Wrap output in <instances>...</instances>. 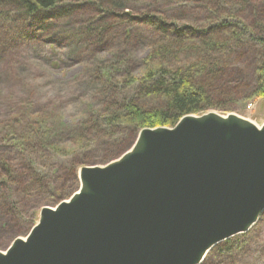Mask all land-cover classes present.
Segmentation results:
<instances>
[{
	"label": "rangeland",
	"instance_id": "374dc122",
	"mask_svg": "<svg viewBox=\"0 0 264 264\" xmlns=\"http://www.w3.org/2000/svg\"><path fill=\"white\" fill-rule=\"evenodd\" d=\"M10 1L0 0V250L27 235L41 207H54L79 189L80 167L104 165L133 145L122 147L124 136L93 125L121 94L146 111L165 107L162 96H144L140 82L132 81L155 65L188 70L206 91L213 106L197 115L236 113L264 123V94L256 93L264 49L253 40L264 35V0H126L137 18L163 15L193 29H227L202 39L162 35L127 16L113 26L92 3L66 20L47 14L38 15L40 22L25 20ZM91 19H100L94 28L103 32L96 44ZM22 137H28L23 145ZM32 153L49 193L29 179ZM203 264H264V214L248 232L214 247Z\"/></svg>",
	"mask_w": 264,
	"mask_h": 264
},
{
	"label": "water",
	"instance_id": "95a60500",
	"mask_svg": "<svg viewBox=\"0 0 264 264\" xmlns=\"http://www.w3.org/2000/svg\"><path fill=\"white\" fill-rule=\"evenodd\" d=\"M78 177L0 264H202L264 214V123L187 114L141 129L118 159Z\"/></svg>",
	"mask_w": 264,
	"mask_h": 264
},
{
	"label": "trees",
	"instance_id": "16d2710c",
	"mask_svg": "<svg viewBox=\"0 0 264 264\" xmlns=\"http://www.w3.org/2000/svg\"><path fill=\"white\" fill-rule=\"evenodd\" d=\"M90 3L94 4L95 13L111 20L113 26L118 17L127 16L130 23L137 24L145 22L146 24L154 26L156 31L161 32L162 35L171 32V35L177 38L191 37L202 39L204 36L209 37L211 34L222 32L224 34L227 31L225 27H210L207 31H204L205 29H193L187 25L183 26L177 23H169L163 15H159L156 19L153 14L148 15L146 18H137L132 16V11L129 9L131 6L130 2L126 0H11L9 4H12L14 9L16 8L18 10L19 15L22 17L25 16V20L35 17L36 21L40 22L41 17L38 15L45 16L46 14L54 19L66 20L72 16L79 5L88 6ZM127 9L128 11L125 12ZM89 21L92 22V28L89 29V36L93 40L92 43L96 44L103 38L102 30L99 27L94 28L100 22V19H91ZM253 40L264 49V35L258 38L253 37ZM215 46L219 47L220 44L215 42ZM256 70V79L258 82V91L256 93L264 94V57L259 62ZM132 81L136 83L140 82L137 84L140 89L139 92L142 95L162 96L165 100V107L160 111H146L138 106L136 102L129 100L127 96L121 94L114 101L113 107L107 113L101 114L93 125H106L105 128L107 131H112L118 138L124 136L125 139L122 147L131 144L136 139L139 131L144 127H173L184 115L204 112L213 106L210 101L208 102L209 99H207L206 91L196 86L190 72L182 67L155 65L146 73H142L141 76L133 78ZM34 133H36L35 130ZM21 139L23 145L28 140V137H22ZM58 149L62 150L61 147ZM63 149L68 152H73L67 147ZM49 153L54 155L52 151H49ZM27 160L29 161L30 168L34 170L29 175L31 176L29 179L37 187H47L49 193L50 183L46 179L47 175L44 169L37 166L33 153L27 157ZM1 166L4 168V165ZM4 173L7 180L14 182V178H11L10 172ZM54 194L51 193V196H54ZM230 249L227 247V251ZM225 254L226 251L223 254L224 257H226ZM224 257L221 259H225Z\"/></svg>",
	"mask_w": 264,
	"mask_h": 264
}]
</instances>
